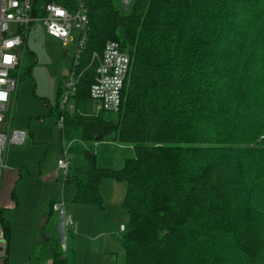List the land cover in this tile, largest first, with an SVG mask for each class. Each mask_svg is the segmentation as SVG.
Here are the masks:
<instances>
[{
  "label": "trees",
  "instance_id": "16d2710c",
  "mask_svg": "<svg viewBox=\"0 0 264 264\" xmlns=\"http://www.w3.org/2000/svg\"><path fill=\"white\" fill-rule=\"evenodd\" d=\"M83 2L85 42L50 110L64 117L73 201L103 207L101 180L126 182L123 264H264V0H133L126 13L116 0ZM109 40L131 58L121 104L90 111L93 55ZM108 139L133 146L120 167L98 163L91 143ZM53 204L32 256L71 264L44 230ZM0 225L9 236L2 208Z\"/></svg>",
  "mask_w": 264,
  "mask_h": 264
},
{
  "label": "rangeland",
  "instance_id": "374dc122",
  "mask_svg": "<svg viewBox=\"0 0 264 264\" xmlns=\"http://www.w3.org/2000/svg\"><path fill=\"white\" fill-rule=\"evenodd\" d=\"M132 3L133 0L127 6L123 0H116L117 7L124 13L130 11ZM73 33L75 39L63 44L60 40L49 36L44 26L39 23L29 30L26 49L22 52L21 67L17 72V86L13 91L12 103L5 120L9 127L27 132L26 140L21 144L11 145L6 154L7 162L18 170H16L17 176L14 175V179L8 181L3 193L8 205L4 210L5 215L12 219L14 225L6 264H51L50 257L32 256L31 247L41 210L49 209L53 197L59 198L58 200L62 197L64 171L59 169L57 164L61 156L58 118L50 110L57 104L58 86L60 83L62 86L65 83L64 76L68 73V66L76 50L77 32L74 30ZM28 50L34 53L36 59L29 74L26 72L30 61V56L26 53ZM87 108L90 111L99 110L94 100ZM91 145L98 155V163L103 166L120 167L126 157L133 155V146L130 143L108 139L92 142ZM115 182L118 200L116 199L114 205L108 200L109 192L106 185L102 186L108 204H105L107 206L106 211H103L105 213L100 217L95 215V224L88 227L91 234L102 232L94 241H88L77 225L74 229V247L72 248L70 244V233L69 249L62 250L59 245L60 233L56 227L61 218L59 212H53L50 223L52 244L66 254L69 263H124L125 250L119 241L121 233L118 225L128 220L125 211L119 215L122 211L120 206L126 182L120 180ZM68 184L74 187V183L69 182L66 185ZM12 189H15L20 199L18 207L15 208L14 199L10 196ZM94 206L103 208L98 204ZM80 207L91 208V205L81 203ZM92 215L93 212H79L74 219L81 225L88 219L91 223ZM2 259L0 257V264L3 263Z\"/></svg>",
  "mask_w": 264,
  "mask_h": 264
},
{
  "label": "built area",
  "instance_id": "2783aa9c",
  "mask_svg": "<svg viewBox=\"0 0 264 264\" xmlns=\"http://www.w3.org/2000/svg\"><path fill=\"white\" fill-rule=\"evenodd\" d=\"M125 4L131 0H123ZM42 24L46 33L67 44L75 39V64L83 47L88 26V12L83 0H0V182L6 166L4 151L8 143L21 144L26 139V131L11 128L5 122L7 111L12 103V94L17 86V72L20 70L23 48L28 32L37 24ZM98 60L96 78L90 88L91 97L96 101L98 109L117 111L121 104V90L129 71L131 58L121 49L120 43L109 40L101 55H93ZM75 70L72 69L66 81L65 102L74 91ZM57 127L63 129L64 117L57 120ZM73 155L64 143L61 156L57 160L58 168L65 174L68 172ZM53 208L60 214V247L67 248L69 226L73 221L65 212L64 202L56 201ZM124 229V224L120 225ZM8 256V237L0 226V257Z\"/></svg>",
  "mask_w": 264,
  "mask_h": 264
},
{
  "label": "crops",
  "instance_id": "0c3cea01",
  "mask_svg": "<svg viewBox=\"0 0 264 264\" xmlns=\"http://www.w3.org/2000/svg\"><path fill=\"white\" fill-rule=\"evenodd\" d=\"M56 39V38H55ZM8 125V124H7ZM26 137H27V132H26ZM26 140V139H25ZM11 145H17V144H10L8 143L6 145V148H5V151H4V158H5V168L3 170V174H2V178H1V182H0V208L3 209V214L4 216L7 218V220L9 221V225H10V233H9V236L8 237V253H9V248H10V241H11V237H12V233H13V229H14V225H13V221L12 219L9 217V216H6L5 215V212L4 210L6 209V207H8L7 203H6V196L3 194L4 191L6 190V187L8 186L7 183L8 181H10V179H14L17 173V169L15 168V166L9 162H7L6 160V154H7V151L9 149V147ZM60 169V168H59ZM17 170V171H16ZM20 173V172H19ZM15 175V176H14ZM64 176H65V172H64ZM63 184L64 186L62 187V197H61V200H58L59 198H55L53 197L51 199V201H63L64 202V207H65V212L67 214V216L73 221V223L70 224L69 226V229L72 231L73 235L71 236V240H70V244H71V247L73 248L74 247V244H75V233H74V229H76V226L79 225V227L81 228V234L83 232V234L86 236V238H88L87 240L88 241H94L98 236L99 234H101L102 232H99L97 234H91L89 233V228L91 225L95 224L94 222H96V219H95V215L96 216H101L103 215V211H106V205L105 204H108V202L106 201V197H105V193L102 189V186L103 185H106L107 189H108V192H109V197H108V200L114 205L116 204V199L118 200V196L116 198V194H117V185H116V182H115V179L111 180V178H103L100 182V190H101V193L103 195V208H96V204H89V203H85V204H88V205H91V208H88V207H80V204L81 203H76L73 201V197H74V194L76 192V186L74 185V187L70 184L66 185L67 183L64 181L63 179ZM126 190V189H125ZM125 194V193H124ZM10 196L12 199H14V208L18 205H19V201L20 199L17 197V194H16V191L15 189H12L10 191ZM113 200V201H112ZM50 201V202H51ZM83 204V203H82ZM51 208V205L49 207V209H42L41 212H40V216H38V221L37 223L39 222H43L46 220V217H47V212H49ZM120 208L122 209V207L120 206ZM123 211V212H122ZM121 212H119V215H121L122 213H124V210L122 209ZM53 212H56V210L54 208H52L51 212H50V217L48 218L47 222L45 223V232L47 235L51 236V227H50V223H51V219L53 217ZM58 212V211H57ZM79 212H85V213H91L93 212V217H91V223H90V219L87 220H84V223L82 222V225L81 224H78L77 221L74 219V217L79 213ZM105 215V214H104ZM125 215V214H124ZM122 217V216H121ZM122 219V218H121ZM59 223H57L56 227L57 229L59 230V226H60V220L58 221ZM85 222H86V225H85ZM123 222L119 223L118 225V229H119V232L121 233V228H120V225L122 224ZM125 223V222H124ZM1 226V225H0ZM37 226V225H36ZM53 226V225H52ZM3 227V226H1ZM4 228V227H3ZM5 230V229H4ZM51 238H53V236H51ZM120 241V239H119ZM121 244V243H120ZM9 256V255H8Z\"/></svg>",
  "mask_w": 264,
  "mask_h": 264
}]
</instances>
